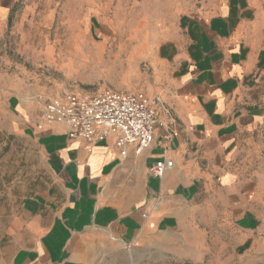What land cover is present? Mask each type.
<instances>
[{
  "label": "crops",
  "instance_id": "obj_1",
  "mask_svg": "<svg viewBox=\"0 0 264 264\" xmlns=\"http://www.w3.org/2000/svg\"><path fill=\"white\" fill-rule=\"evenodd\" d=\"M21 1L3 0L9 18ZM112 1L137 21L162 126L123 158L114 137L86 148L11 95V125L30 126L53 181L23 203L0 264H91L114 241L190 258L219 222L248 244L264 235V0ZM160 161L173 167L157 179Z\"/></svg>",
  "mask_w": 264,
  "mask_h": 264
},
{
  "label": "rangeland",
  "instance_id": "obj_2",
  "mask_svg": "<svg viewBox=\"0 0 264 264\" xmlns=\"http://www.w3.org/2000/svg\"><path fill=\"white\" fill-rule=\"evenodd\" d=\"M21 2L9 18L5 8L13 5L0 0V247L7 244L25 200L53 181L30 126L11 125L16 111L8 98L23 97L37 117L44 103L68 93H146L141 76L149 72L147 62H138L133 52L137 21L122 17L128 14L118 12V2ZM208 232L207 245L190 258L172 254L165 259L162 252L114 241L91 264H264V235L254 233L255 242L248 244L238 228L222 222Z\"/></svg>",
  "mask_w": 264,
  "mask_h": 264
},
{
  "label": "built area",
  "instance_id": "obj_3",
  "mask_svg": "<svg viewBox=\"0 0 264 264\" xmlns=\"http://www.w3.org/2000/svg\"><path fill=\"white\" fill-rule=\"evenodd\" d=\"M41 117L48 123L65 125L69 139L85 141L86 148L106 142L112 136L123 158L130 149L136 155L142 154L153 144L155 131L162 126L155 102L145 93L110 89L53 98L41 106ZM172 167V161H160L150 172L162 179Z\"/></svg>",
  "mask_w": 264,
  "mask_h": 264
},
{
  "label": "bare ground",
  "instance_id": "obj_4",
  "mask_svg": "<svg viewBox=\"0 0 264 264\" xmlns=\"http://www.w3.org/2000/svg\"><path fill=\"white\" fill-rule=\"evenodd\" d=\"M113 238V237H112ZM115 240V238H113Z\"/></svg>",
  "mask_w": 264,
  "mask_h": 264
}]
</instances>
